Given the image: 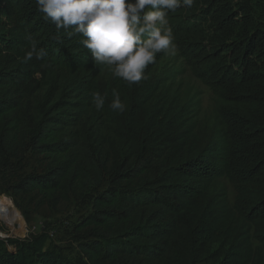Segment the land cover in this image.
<instances>
[{
  "label": "trees",
  "instance_id": "obj_1",
  "mask_svg": "<svg viewBox=\"0 0 264 264\" xmlns=\"http://www.w3.org/2000/svg\"><path fill=\"white\" fill-rule=\"evenodd\" d=\"M167 18L178 56L213 96L200 145L186 135L199 102L180 94V73L155 75L164 52L146 79L112 73L103 85L110 67L82 37L57 31L36 0H0V168L23 171L28 153L43 165L0 194L58 205L94 188L72 259L33 237L8 242L14 252L0 242V264H264V0H194ZM29 35L43 59L25 61Z\"/></svg>",
  "mask_w": 264,
  "mask_h": 264
},
{
  "label": "clouds",
  "instance_id": "obj_2",
  "mask_svg": "<svg viewBox=\"0 0 264 264\" xmlns=\"http://www.w3.org/2000/svg\"><path fill=\"white\" fill-rule=\"evenodd\" d=\"M194 0H36L38 11L50 20L57 31L63 29L67 37H82L80 43L95 63L110 67L115 77L129 84L146 79L145 69L152 64L157 53L174 55L177 46L168 21L169 12L182 5L190 8ZM75 26V27H73ZM30 41L25 61L33 56L43 59L44 49ZM110 107L125 111L120 95L113 92ZM97 111L105 104L99 93L93 95Z\"/></svg>",
  "mask_w": 264,
  "mask_h": 264
},
{
  "label": "rangeland",
  "instance_id": "obj_3",
  "mask_svg": "<svg viewBox=\"0 0 264 264\" xmlns=\"http://www.w3.org/2000/svg\"><path fill=\"white\" fill-rule=\"evenodd\" d=\"M173 72L181 74L176 79V86H178L180 94L194 97L199 102L200 115L196 120L189 123L188 131H186V135L190 133L189 137H187L188 146L203 144L214 124L212 93L207 86L187 70L177 51L174 55H166L163 58L156 68L155 75L159 77ZM111 76L112 71L109 68L101 78L102 84L104 85L106 81H109ZM23 165H25L23 171L20 170V165L17 164L13 165V169L0 168V191L11 189L24 176L32 173L41 174L43 171L41 160L31 153L25 156ZM108 179L109 176L106 175V183ZM218 183L219 188L226 189L229 202L232 205L236 195L234 187L226 179H221ZM93 191L92 185L83 199L71 196L67 202L58 205L31 204L29 200L17 195L0 194V198L6 196L10 199L19 215L18 219L14 221L13 219H1L3 214L0 213V242L6 243L8 248L14 252L16 251L15 247L8 244V242L33 241V237H41L45 243V250L54 249V251L72 259L73 251H70L72 247L71 234L74 233L76 224L90 213L92 207L90 198L93 195ZM95 192L97 191L95 190ZM251 243L252 251H255L258 243L253 239Z\"/></svg>",
  "mask_w": 264,
  "mask_h": 264
},
{
  "label": "bare ground",
  "instance_id": "obj_4",
  "mask_svg": "<svg viewBox=\"0 0 264 264\" xmlns=\"http://www.w3.org/2000/svg\"><path fill=\"white\" fill-rule=\"evenodd\" d=\"M0 213H2L1 219H13L14 221L18 219L19 215L16 212V208L10 199L6 196L0 198ZM1 217V216H0Z\"/></svg>",
  "mask_w": 264,
  "mask_h": 264
}]
</instances>
